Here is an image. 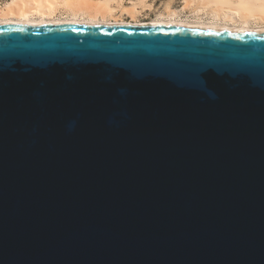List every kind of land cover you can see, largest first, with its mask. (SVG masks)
<instances>
[{"label": "water", "instance_id": "water-1", "mask_svg": "<svg viewBox=\"0 0 264 264\" xmlns=\"http://www.w3.org/2000/svg\"><path fill=\"white\" fill-rule=\"evenodd\" d=\"M0 264H264V30L0 22Z\"/></svg>", "mask_w": 264, "mask_h": 264}, {"label": "bare ground", "instance_id": "bare-ground-1", "mask_svg": "<svg viewBox=\"0 0 264 264\" xmlns=\"http://www.w3.org/2000/svg\"><path fill=\"white\" fill-rule=\"evenodd\" d=\"M172 1L155 5L154 0H3L0 22L183 24L264 30V0H180L178 5ZM152 12L153 17L140 18Z\"/></svg>", "mask_w": 264, "mask_h": 264}, {"label": "rangeland", "instance_id": "rangeland-1", "mask_svg": "<svg viewBox=\"0 0 264 264\" xmlns=\"http://www.w3.org/2000/svg\"><path fill=\"white\" fill-rule=\"evenodd\" d=\"M162 1H164V0H154V4L156 3L155 5H158V4H160ZM173 1H174V2H173ZM173 1H172V3L175 4V5H178V4L180 3V0H178V1H177V0H173ZM1 2H3V0H0V3H1ZM153 16H154V13L152 12V13H148L147 15L140 16V18H141V19H144V20H147V19H149V18H151V17H153ZM127 18H129V17H127Z\"/></svg>", "mask_w": 264, "mask_h": 264}]
</instances>
